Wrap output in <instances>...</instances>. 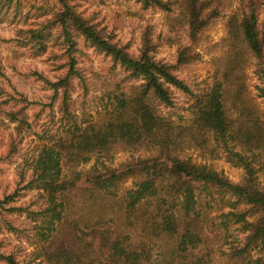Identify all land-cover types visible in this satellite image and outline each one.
<instances>
[{
	"label": "trees",
	"instance_id": "trees-1",
	"mask_svg": "<svg viewBox=\"0 0 264 264\" xmlns=\"http://www.w3.org/2000/svg\"><path fill=\"white\" fill-rule=\"evenodd\" d=\"M135 1L143 8L165 12L178 5L194 42L210 20L219 15L225 0ZM56 2L59 8L50 17L27 30L29 41L35 42L39 51H46L51 29L58 27L55 36L64 40L70 52L76 49L77 38L81 37L98 53L111 56L129 79L139 83L129 92L115 95L105 120L84 124L72 117L66 93L68 78L75 75L73 57L67 74L51 83L55 92L59 86H65L61 121L66 128L44 143L30 163L32 180L28 185L41 190L46 197L45 208L29 212L41 219L36 230L41 246L35 257L41 260L36 264H153L157 244L161 249L157 254L160 264H214L200 225L199 189L211 196L216 191L235 197L232 208L240 203L250 205L245 212L230 214L234 223H240L242 231L248 233L243 246L235 249L231 257L238 264H264V185L257 174L264 167L258 159L264 154V120L257 105L247 97L238 73L244 51H250L264 76V27L258 18L264 0L242 1L229 16L231 44L224 70L201 93L191 91L174 71L178 64L195 59L188 46L180 49L176 64L158 61L149 34H144L135 54L128 45L114 41L105 27L77 11L71 0ZM20 7V0H0V13L4 15L11 12L15 17ZM171 87L193 96L188 122L172 120L161 111L162 106L174 105ZM259 91L264 99V87ZM227 102L233 117L226 110ZM211 143L223 150L230 163L244 170L242 183L234 184L207 164L182 155L190 148L209 150ZM118 146L131 155L119 167H94L86 175L76 171L92 156L110 158ZM140 151H147L148 156L134 155ZM130 177L136 179L135 185L118 200V221L114 224V216L110 217L109 212L114 203L109 202L105 212H95L94 203L105 193L113 194ZM16 195L7 196L5 203L13 201ZM20 210L11 208L12 212ZM83 210L98 216H92L90 222L79 219L83 226L80 227L75 220H69V215L81 214ZM247 213L257 214V218L248 221L244 218ZM117 225L130 227L138 237L133 239L127 231H119ZM7 226L9 231H15L12 225ZM61 227L65 231L59 234ZM257 249L263 252L252 256ZM0 262L23 264L13 253L0 252Z\"/></svg>",
	"mask_w": 264,
	"mask_h": 264
},
{
	"label": "rangeland",
	"instance_id": "rangeland-1",
	"mask_svg": "<svg viewBox=\"0 0 264 264\" xmlns=\"http://www.w3.org/2000/svg\"><path fill=\"white\" fill-rule=\"evenodd\" d=\"M245 0H225L222 2L219 15L199 33L196 41L188 35L186 21L180 7L174 5L172 11L165 12L156 8H143L135 0H71L76 10L85 17L91 18L100 27L111 32L113 40L121 45H128L137 54L142 45L144 34H149L158 61L176 64L181 48L188 46L189 53L195 59L189 63L177 65L175 74L182 79L189 89L201 93L224 70L225 58L230 43L228 36V18ZM19 14L13 16L0 13V252L13 253L23 264H36V252L41 246L40 236L36 235L41 225L39 215L31 216L29 212H39L46 207V197L41 190L29 187L32 180L31 161L40 147L52 137L64 132L66 126L62 119V103L65 86L54 91L51 83L62 79L71 67V57L75 60V75L68 78L66 93L69 110L79 124L85 122H102L114 105L115 95L129 92L139 81L131 80L120 64L105 53H98L83 38H77V47L70 52L62 38H58V27L51 29L47 40V49L39 51L35 42L29 41L27 34L30 26H38L39 21L50 17L59 8L56 0H20ZM259 20L264 27V8L259 12ZM244 60L240 64L242 82L247 97L257 105L264 120V99L260 96V87H264V76L259 71L258 60L250 51H244ZM174 105L171 108L161 107L162 113L179 122H188L192 116L193 96L180 89L171 87ZM228 114L234 113L226 103ZM14 114V117L11 115ZM16 118V119H15ZM209 150L198 151L186 149L182 155L190 156L194 161L207 164L214 171L223 174L234 184L244 180L242 168L230 163L227 156L216 144L211 143ZM148 156L147 151L134 155ZM131 155L120 146L110 158H97L80 165L76 171L84 175L94 167H119L130 159ZM264 163V154L258 157ZM259 167V166H257ZM70 174L69 172H67ZM260 182L264 185V167L258 172ZM136 179L127 178L113 194L105 193L94 203L93 210H109L114 216L118 210V200L134 187ZM201 211V224L205 235V246L212 252L214 264H238L231 254L243 246L248 233H244L241 224H235L232 212H245L250 208L247 203H240L235 208L232 204L236 198L216 191H198ZM115 193V194H114ZM13 201L5 203L7 196L14 195ZM80 195L77 200H80ZM92 205V204H91ZM11 208L20 211L12 212ZM98 210V211H97ZM98 216L83 210L69 215V220L85 222ZM36 218V220H34ZM244 218L253 221L257 214L247 213ZM12 225L15 231H9ZM118 226V225H117ZM59 234L65 231L60 228ZM82 230H86L83 229ZM118 230L138 237L130 227L118 226ZM204 245V244H203ZM159 245H155L153 264H160ZM263 251L254 250L252 256ZM0 264H5L0 262Z\"/></svg>",
	"mask_w": 264,
	"mask_h": 264
}]
</instances>
